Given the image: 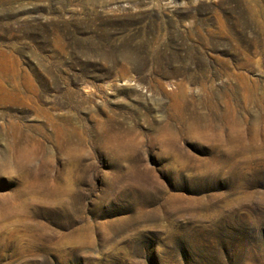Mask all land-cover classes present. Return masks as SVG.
<instances>
[{
	"label": "rangeland",
	"instance_id": "374dc122",
	"mask_svg": "<svg viewBox=\"0 0 264 264\" xmlns=\"http://www.w3.org/2000/svg\"><path fill=\"white\" fill-rule=\"evenodd\" d=\"M0 264H264V0H0Z\"/></svg>",
	"mask_w": 264,
	"mask_h": 264
}]
</instances>
